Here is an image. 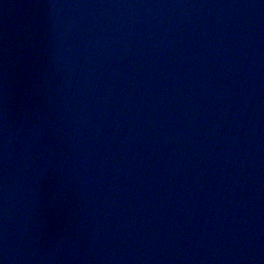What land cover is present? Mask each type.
Wrapping results in <instances>:
<instances>
[{
  "label": "water",
  "instance_id": "1",
  "mask_svg": "<svg viewBox=\"0 0 264 264\" xmlns=\"http://www.w3.org/2000/svg\"><path fill=\"white\" fill-rule=\"evenodd\" d=\"M0 264H264V0H0Z\"/></svg>",
  "mask_w": 264,
  "mask_h": 264
}]
</instances>
